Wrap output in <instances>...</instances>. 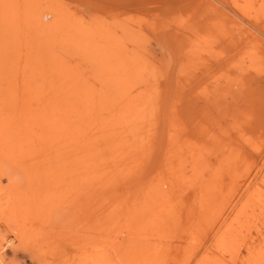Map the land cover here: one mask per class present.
Masks as SVG:
<instances>
[{
  "label": "rangeland",
  "instance_id": "obj_1",
  "mask_svg": "<svg viewBox=\"0 0 264 264\" xmlns=\"http://www.w3.org/2000/svg\"><path fill=\"white\" fill-rule=\"evenodd\" d=\"M0 140V264H264V0H0Z\"/></svg>",
  "mask_w": 264,
  "mask_h": 264
},
{
  "label": "bare ground",
  "instance_id": "obj_2",
  "mask_svg": "<svg viewBox=\"0 0 264 264\" xmlns=\"http://www.w3.org/2000/svg\"><path fill=\"white\" fill-rule=\"evenodd\" d=\"M24 112V111H23ZM7 118V117H6ZM16 119V118H15ZM6 120V119H5ZM10 120V119H9ZM8 122V121H7ZM3 124V123H2ZM1 141V140H0ZM1 145H3L1 142H0V147H1ZM99 216V215H98ZM24 236V235H23ZM85 238V237H84ZM95 238V237H94ZM97 239V238H96ZM95 239V240H96ZM100 239V238H99ZM93 241V240H92ZM91 241V242H92ZM90 242V243H91ZM128 244V243H127ZM119 246V244H115V246H114V248L115 249H117V248H119L118 247ZM131 246H133L132 248H137L138 250H139V248H140V245H131ZM141 247H143V248H141L140 249V253L139 254H136V255H138L137 256V260L136 261H132V262H130V264H159V262L161 263L162 262V259H164V257H163V254H164V252H166V250L165 251H161V248H160V250H159V253H156V251H154V250H151L150 249V247L149 248H146V246L145 245H142ZM124 252V251H123ZM162 252V253H161ZM127 253V252H126ZM167 253V252H166ZM121 255H122V253H121ZM131 256V255H130ZM124 257V256H123ZM125 257H127L126 255H125ZM132 257V256H131ZM123 259V258H122ZM122 261V264H124V261L123 260H121ZM159 261V262H158ZM129 262V261H128ZM127 264H129V263H127Z\"/></svg>",
  "mask_w": 264,
  "mask_h": 264
}]
</instances>
